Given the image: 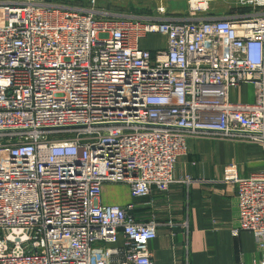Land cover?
I'll use <instances>...</instances> for the list:
<instances>
[{"label":"built area","instance_id":"built-area-1","mask_svg":"<svg viewBox=\"0 0 264 264\" xmlns=\"http://www.w3.org/2000/svg\"><path fill=\"white\" fill-rule=\"evenodd\" d=\"M190 17L0 7V264H155L156 221L103 205V187L168 191L199 135L264 147V9ZM152 34L167 46L144 48ZM245 84L253 102H232ZM226 182L233 234L253 233L264 264V172Z\"/></svg>","mask_w":264,"mask_h":264},{"label":"crops","instance_id":"crops-1","mask_svg":"<svg viewBox=\"0 0 264 264\" xmlns=\"http://www.w3.org/2000/svg\"><path fill=\"white\" fill-rule=\"evenodd\" d=\"M249 90L253 87L247 84L232 89L231 101L253 102ZM238 94L246 99H238ZM260 172H264L262 145L204 134L188 141L186 154L178 158L177 182L168 191L135 198L127 185L106 184L101 203L134 204L137 221H156L157 237L149 243L155 264H254L261 252L253 233L233 234L239 219L237 185L226 181ZM123 241L120 237L107 247H121ZM103 247L95 250L96 256Z\"/></svg>","mask_w":264,"mask_h":264},{"label":"rangeland","instance_id":"rangeland-1","mask_svg":"<svg viewBox=\"0 0 264 264\" xmlns=\"http://www.w3.org/2000/svg\"><path fill=\"white\" fill-rule=\"evenodd\" d=\"M30 3L177 20L190 19L191 14H196L197 17H221L264 9V0H0V7H12L13 5L18 7ZM201 5H207L208 10L204 12L199 8ZM142 45L150 50L163 49L167 45V36L164 34L149 35L142 40ZM251 91H248L249 100L253 98L254 89ZM237 98L246 99L245 96L239 94Z\"/></svg>","mask_w":264,"mask_h":264}]
</instances>
